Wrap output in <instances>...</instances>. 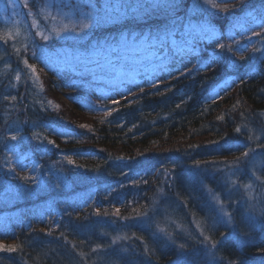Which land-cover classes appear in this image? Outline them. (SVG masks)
<instances>
[{"label":"trees","instance_id":"16d2710c","mask_svg":"<svg viewBox=\"0 0 264 264\" xmlns=\"http://www.w3.org/2000/svg\"><path fill=\"white\" fill-rule=\"evenodd\" d=\"M109 2L150 5L164 0ZM213 2L220 4L221 10L209 13L194 7L198 0H176L180 7L175 13L158 10L139 22L130 20L127 24L121 17L119 22L110 21V25L97 26L89 32L85 41H101L124 28L146 32L149 27H163L177 16V23L190 18L203 20L215 32L199 41L185 57L183 65L169 66L171 77L168 72H158L161 78L158 88L145 84L142 77L137 80L144 87L143 93L132 85L124 86L123 92L127 93L132 87V93L118 98L120 105H87L91 98H97L80 85L58 77L42 59L32 58L31 47L26 55L29 63L36 66L38 81L34 82L25 70L17 82L15 73L24 69V65L18 62L13 42L0 46V194L4 196L0 199V211L6 204H12L9 194L15 193L16 201L9 210L22 208L24 204L39 207L41 197H52V205L62 212L59 227L55 229L19 231L15 246L22 245V251H0V264H185L186 260L204 264V252L196 242L198 233L193 223L202 219L209 225L216 224L209 234L220 241L216 255L223 257L221 264L232 260H239L241 264H264V252L260 251L264 248V217L257 212L255 219L249 221L242 215L244 209L228 205L223 185L231 177L224 175L223 167L216 161L219 156L240 155L242 144H252L248 135L253 139L260 136L257 143L264 142V0ZM5 3L6 0H0V28L4 27L5 16L9 19L13 16L12 5L6 10ZM224 7L228 8L227 13L222 11ZM26 11L17 0L15 12L21 15L16 18L25 19L22 14ZM254 24L259 30L244 36ZM20 28L25 34L16 37L14 43L23 56L31 37L28 28L23 25ZM85 41L81 44H88ZM218 43L226 48L220 49ZM62 45H65L63 40L54 47ZM228 47L232 48L231 52L227 51ZM253 48L260 51L254 52ZM83 51L82 48L81 53ZM37 55H40L39 50ZM176 68L185 72L191 69V72L181 75ZM139 69L151 70L147 65ZM222 84L225 87L221 88V94L213 99V91ZM5 95L16 96V100H5ZM104 106L118 110L107 116L102 110ZM238 126L242 129L239 134L235 132ZM33 132L39 133L42 139L37 141ZM11 135H17L18 140L8 139ZM47 140L55 141V145L48 144ZM13 145H16V152L10 151ZM17 152L26 157L25 168L15 164ZM9 156L15 172L8 171L4 163ZM66 156H71L75 165L67 164ZM197 160L201 161L199 168L194 163ZM129 162L146 164L143 169L149 165L151 169L166 168L169 177L164 181L162 176L155 180L150 170L141 176L138 188L129 187L132 194L127 187L120 189L119 186L135 177ZM34 165L40 168L33 171ZM48 167L56 177H62L59 187L48 175ZM28 171L38 177L39 184L19 179L30 175ZM205 186L225 200V207L227 205V210L233 212L234 227H226L218 218ZM111 187L118 189L117 193H111L112 196L118 194L116 200L122 199V191L126 195L120 205V217L115 215L111 204L96 210L89 200L95 191L106 194ZM161 188L163 194L159 191ZM4 190L8 191L7 196ZM261 191L255 188L254 195L259 197ZM233 193L232 200L244 194L243 189ZM253 203L258 210L264 208L261 201ZM140 206L156 209L149 213L152 221L121 218L135 216L132 209ZM97 211L101 215H97ZM105 212L108 215H103ZM20 215L25 216L24 213ZM156 224L172 233L176 244L186 243L187 255L178 251L162 234L157 233L154 238ZM221 232L226 236L222 238ZM133 234L143 237L145 243ZM117 237L127 239H118L112 245ZM95 244L104 245L106 252L92 253ZM145 246L154 249V254L146 256ZM80 252L86 254L83 259Z\"/></svg>","mask_w":264,"mask_h":264},{"label":"snow or ice","instance_id":"6c2138e0","mask_svg":"<svg viewBox=\"0 0 264 264\" xmlns=\"http://www.w3.org/2000/svg\"><path fill=\"white\" fill-rule=\"evenodd\" d=\"M17 0H6L5 9L9 4L13 8L12 18L7 16L3 19L4 27L0 28V46L7 45L9 42L12 43V47L17 54L18 62L24 65V69L16 71L14 79L19 82L21 80V73L27 70L31 73V76H38L36 74V66L29 63V58L26 55L31 47V56L35 59H42V62L45 63L47 67L49 62H56L64 66V69L74 70L77 67L83 72L92 74L94 78L96 73L92 72L93 67H100L101 61L105 60L106 57H111L114 54H118L121 48H128L140 52L141 50L145 54V64L151 70H138L135 72H130L125 68H121L118 65L113 67L112 70L105 74L104 80L112 87V90L116 93L115 96L109 97L114 105H120L121 100L117 99V96L126 97L127 94L132 93V87L127 89V93L122 92L119 88V85H132L136 88H139L141 93L144 92L143 85L137 80V77H142L143 82L150 87L158 88L160 83V76L157 75L158 72H168V75L171 77L172 73L169 70V66L175 67L177 63L183 65L184 59L187 57L196 47L201 39H204L206 35L211 34L215 35L213 29H211L206 24H201L198 27L193 25L191 20L187 24L178 21V16L170 24L163 27L151 28L145 32L143 30L135 31L128 28H124L118 32L111 40H105L103 43L100 41L95 42L94 44H81V41L86 37L89 32L101 24L108 23L110 21H120L121 17H124L123 23L127 24L130 20L139 22L140 20L147 18L151 15L152 12L158 10L168 11L171 10L173 13L180 7L176 0H164L162 3H154L150 5L145 4H136V5H125V4H109V3H100V0H19V3L22 9L27 11L22 15L25 19H17L16 17L21 15L20 13L15 12V5ZM223 2V0H222ZM196 8H203L209 13L213 10H221L220 4L213 2V0H198V3L194 6ZM67 9V11H65ZM223 12L227 13L229 10L227 7L222 9ZM29 29V34L31 37L30 46L25 45L24 53L25 55L21 56V50L15 47V39L20 35V27ZM254 35H259V33H254ZM63 40L65 45L61 46L62 48H71L72 51H62L56 53H49L47 50L54 47L58 41ZM72 43L69 44L68 42ZM217 47L220 49H225L226 45L218 43ZM80 48H83L84 51L81 53ZM37 50H39L40 55H37ZM227 51L231 52L232 48L228 47ZM253 51H260L259 49L253 48ZM54 57L58 59H53ZM108 64H111V60L106 61ZM10 67V66H9ZM176 71H179L181 75H187L191 72V69H188L185 72L182 68H176ZM17 85H13L16 87ZM5 100H16V96L9 97L5 95L3 97ZM50 103V102H49ZM180 105L178 104L177 107ZM58 107V106H57ZM107 116H111L114 111H117V108H108L104 106L103 109ZM223 117H220L222 119ZM35 128L36 125L33 124ZM80 127H87L86 125H81ZM242 129L240 126L235 128L236 133H241ZM251 132V130H248ZM70 135V133H69ZM33 137L40 141L42 138L39 133L33 132ZM12 141H17V135H11L7 137ZM260 136H256V140H260ZM46 139V138H44ZM247 139L249 141L253 140L252 135H248ZM47 143L50 145H55V141L47 140ZM218 143V142H213ZM245 150L241 152L239 156L231 161H222L219 163L224 164V166L229 169L232 175H235L239 171V166L241 163H246L250 154L256 153V148H264V143H257L256 148L250 147L248 144L241 145ZM198 147V146H197ZM12 152H16V145H13L10 149ZM25 156L20 153H16L15 164L21 168H25L24 164ZM67 164L75 165V161L71 156L65 157ZM121 159H123L121 157ZM5 165L8 167V171L15 172V166L13 165L12 157L9 156L4 161ZM197 168L200 167L201 161L197 160L194 162ZM212 165H215L217 162H210ZM39 165L33 166V171L38 170ZM220 169H217L219 171ZM264 171V169H262ZM251 175L255 180H261V176L256 174L255 170H252ZM20 180L31 182L33 184H39V180L35 175H25L19 177ZM57 180L60 181V177L57 176ZM147 183V181H144ZM262 186H264V180H261ZM56 187L60 186V183L55 185ZM225 195L229 198L228 205L232 204L237 205L239 208L244 209L242 213L247 220L253 221L255 219L256 213L259 212L260 217H264V208L259 210L256 207V204L253 203L254 200L264 202V190L261 191L259 197L253 195V183L250 181L248 183L237 185L235 180L230 178L225 180L223 185ZM237 189H243V195L240 199L232 200L230 199L232 192ZM210 197V203L213 206V210L217 212L218 218L225 224L226 227H234V216L232 211H228L225 207V200L220 198V194L216 193L215 190L205 186L204 189ZM160 193L163 194L164 189L161 188ZM186 204V202H184ZM155 205V201H153ZM135 213V216L121 217L124 220L129 219H140L141 221H152L153 217L149 215L150 211L155 212L156 209H149L146 206H140L132 209ZM101 215L99 211L96 213ZM69 215H71L69 213ZM103 215H108V213H103ZM115 215L120 217V209L115 210ZM195 231L198 233L196 237V242L199 244L204 252L203 260L204 264H221L223 257H218L216 255L217 247L220 243L219 240L213 239V236L209 234L212 230L215 229L216 224H208L206 219L200 221H193ZM59 227V225H57ZM156 231L153 233V237H157V233L162 234L165 239L170 241L173 245L176 246L178 251L187 255V244L179 243L176 244V241L172 233L168 232L165 228L161 227L159 224H156ZM177 228L183 230L181 225H177ZM51 234L50 232L48 233ZM135 237V234H133ZM220 236L223 238L226 236V233L221 232ZM139 239L141 243H145L143 237H135ZM118 239H127V237H117L111 243L115 245ZM84 243V241H81ZM75 248V245H73ZM0 251L5 252H17L22 251V245H17L14 247H0ZM106 252L105 246L102 244H95L91 248L92 253L97 252ZM144 254L146 256H151L154 254V249H149L145 246ZM260 251L264 252V248H261ZM79 256L83 259L86 254L83 252L79 253ZM185 264H195V261H185ZM228 264H241L239 260L229 261Z\"/></svg>","mask_w":264,"mask_h":264},{"label":"rangeland","instance_id":"374dc122","mask_svg":"<svg viewBox=\"0 0 264 264\" xmlns=\"http://www.w3.org/2000/svg\"><path fill=\"white\" fill-rule=\"evenodd\" d=\"M116 2V0H114ZM109 3V0H104V3ZM67 11V9H65ZM191 20L193 25H196L197 27L201 24H206L205 21H194L193 19H186L181 22L187 24L188 21ZM179 24V23H178ZM110 25V22L101 24L100 26H108ZM259 28H257V24H254L252 27H249L247 29V32L245 31L243 33L244 36H247L248 33H253L255 31H258ZM25 30L23 28H20V34L24 35ZM115 35L112 34L110 38L105 39V40H111ZM241 36V37H244ZM87 38L84 37L82 41H85ZM245 38V37H244ZM105 40H101L100 42L103 43ZM81 41V42H82ZM86 43H91L94 44L97 41H92L88 42L85 41ZM63 46V45H62ZM81 49L79 51L81 52ZM49 53H56V52H62V51H72L71 48H62L61 46H56L49 48L47 50ZM1 53V52H0ZM145 54L143 52L139 53L136 50L133 49H128V48H121L118 52V54H114L111 57H106L105 60L101 61V66L100 67H93L91 69L92 72L96 73V77L92 74L88 73H83L78 67L74 70H67L64 69V66L61 64H58L56 62H49L48 66L52 68L55 73L57 74L58 77H64L68 79L70 82L75 83V86L80 85V88L83 90H86L87 92L92 94L93 98H97L96 100H93L92 98L86 102L87 105H95L96 107L101 106L102 104H110L112 103L111 99L109 97L115 96L116 93L112 90V87L104 80L105 74L110 72L113 67L119 66L121 68H125L126 70L130 72H135L138 70H141L139 68L145 67ZM58 59L56 57L53 58ZM111 60V64H108L106 61ZM37 74V73H36ZM29 75L31 79L36 82L38 79L36 76H31V73L29 72ZM38 76V75H37ZM138 79V77H137ZM124 85H119L120 90L123 92ZM225 87L224 84L218 86L215 88V90L212 93V98L215 99L221 94V88ZM117 99L120 98V96L116 97ZM255 139V138H254ZM254 139L252 140V144L249 146L252 148H256ZM259 143H264L263 141ZM245 149L243 148L242 152ZM236 156L239 155H232V154H227L225 156H219V158H216V161L222 162V161H228L231 162L233 161ZM129 169L131 172L135 174V177L130 180H125L123 184H120V189L127 187L130 189V192L133 194V190L131 188H138V184L141 182V176H143L145 173H148L151 170L152 178L153 179H160L161 176L163 177L162 181L168 179L169 177V172L168 169L162 167H155L152 168L150 165L148 167L145 166L143 169L144 165L142 164H132V162H129ZM223 169H224V175L225 176H230L231 180H235L237 182V185H242L248 182L253 183V195L255 188H259L260 190H264V186L261 184V180H264V174L262 169H264V148H256V153L255 154H250L248 160L246 163H241L239 166V171L235 173V175H232V173L227 169L224 164L219 163ZM252 170L256 171V174L261 176V180H255V178L251 175ZM30 175L29 171L27 172ZM47 173L49 176H51L55 180V184L60 183L61 184V179L60 181L57 180V177L55 176L56 174H53L52 170L50 167L47 168ZM36 176V175H35ZM37 177V176H36ZM38 179V177H37ZM64 187H67L66 184ZM131 187V188H129ZM66 189V188H65ZM241 189L235 190L238 192ZM5 191V190H4ZM118 189L115 187H111L108 190V193L106 194H98L95 191V194L92 197H89V200L92 204L95 205L96 210H100L101 208L107 207L110 205L112 209H120V205L124 200L125 192H121V196L119 200H116V197H118V194H114L112 196L111 193L115 192L117 193ZM7 190L4 192L5 196H7ZM123 193V196H122ZM235 193L232 192V195L230 198L233 197ZM1 196L4 198L3 195L0 194V199ZM9 196L12 197V204L16 201L15 200V193L9 194ZM229 199V198H228ZM49 200V201H48ZM54 199L51 198H45L41 197L39 200L38 205L39 207H36L35 205L31 206H24L22 208H17L9 210L8 208L12 205L6 204L5 207L1 209L0 211V247H14L16 245V238H17V233L23 229L30 230L33 229L35 232H46L49 230H52L56 224L58 223V220L62 217V212L59 208L53 206ZM264 203V202H263ZM227 208V205H226ZM17 213V214H16ZM19 213V214H18ZM20 213H24V217L20 215Z\"/></svg>","mask_w":264,"mask_h":264}]
</instances>
